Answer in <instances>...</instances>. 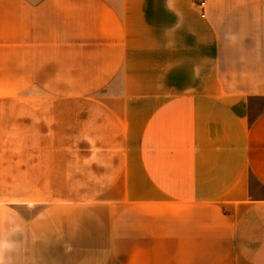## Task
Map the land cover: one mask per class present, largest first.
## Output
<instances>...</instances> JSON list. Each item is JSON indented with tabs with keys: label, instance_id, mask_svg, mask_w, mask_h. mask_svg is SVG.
<instances>
[{
	"label": "crops",
	"instance_id": "crops-1",
	"mask_svg": "<svg viewBox=\"0 0 264 264\" xmlns=\"http://www.w3.org/2000/svg\"><path fill=\"white\" fill-rule=\"evenodd\" d=\"M0 261L264 264V0H0Z\"/></svg>",
	"mask_w": 264,
	"mask_h": 264
},
{
	"label": "rangeland",
	"instance_id": "rangeland-1",
	"mask_svg": "<svg viewBox=\"0 0 264 264\" xmlns=\"http://www.w3.org/2000/svg\"><path fill=\"white\" fill-rule=\"evenodd\" d=\"M27 103L28 104H31V103H39V104H50V100H48L47 98L45 97H42L41 100H35L34 97H28L27 99ZM46 132V131H45ZM47 146V145H45Z\"/></svg>",
	"mask_w": 264,
	"mask_h": 264
},
{
	"label": "clouds",
	"instance_id": "clouds-1",
	"mask_svg": "<svg viewBox=\"0 0 264 264\" xmlns=\"http://www.w3.org/2000/svg\"><path fill=\"white\" fill-rule=\"evenodd\" d=\"M0 264H2V261H0Z\"/></svg>",
	"mask_w": 264,
	"mask_h": 264
}]
</instances>
